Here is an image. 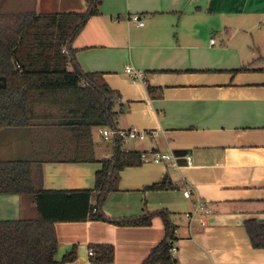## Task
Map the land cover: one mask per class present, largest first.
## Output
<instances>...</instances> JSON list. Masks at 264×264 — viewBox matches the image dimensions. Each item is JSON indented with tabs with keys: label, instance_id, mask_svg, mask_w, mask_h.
Returning a JSON list of instances; mask_svg holds the SVG:
<instances>
[{
	"label": "crops",
	"instance_id": "crops-1",
	"mask_svg": "<svg viewBox=\"0 0 264 264\" xmlns=\"http://www.w3.org/2000/svg\"><path fill=\"white\" fill-rule=\"evenodd\" d=\"M65 2L60 6L68 12L88 9L85 0ZM52 3L38 0L36 10ZM134 14L143 26L131 20ZM254 31L264 59V0H100L98 13L72 41L77 65L101 73L117 92L115 110H124L117 128L158 132L128 140L125 151H171L181 165L121 170L100 209L109 221L55 223L57 261L76 248V260L65 264H142L165 237L162 217L154 215L144 226L114 221L164 210L175 226L177 264H264V248L252 245L245 226L247 220L264 224V65L249 41ZM126 66L146 80L132 81ZM0 132V153L11 155L7 141L16 132ZM39 132L20 135L21 159L37 162L43 189L93 190L115 142L93 136L95 161H65L67 137L44 132L39 141ZM182 178L195 188L191 199L183 194ZM162 181L166 188H150ZM15 195L0 196V221L24 217L22 198ZM197 197L209 202L213 214L205 227L194 222L190 230L185 213ZM102 244L114 247L113 262L91 261L89 250Z\"/></svg>",
	"mask_w": 264,
	"mask_h": 264
},
{
	"label": "trees",
	"instance_id": "trees-1",
	"mask_svg": "<svg viewBox=\"0 0 264 264\" xmlns=\"http://www.w3.org/2000/svg\"><path fill=\"white\" fill-rule=\"evenodd\" d=\"M37 1L0 0V76L7 82L0 88V129L26 127L53 138L67 137L65 161H95L93 129L116 127V118L124 110H115L117 92L101 73L80 69L71 45L89 17L98 13L100 0H85V12L63 13L38 12ZM65 48L67 52H63ZM141 164V152L123 151L117 142L113 156L103 160L96 174L95 188L69 191L43 189L41 170L34 160H0V196L20 195L24 211L21 219L0 221V264L75 261L76 248L61 261L55 259V223L109 221L100 209L120 171ZM166 187L164 181L150 186ZM94 207L96 213H92ZM154 215L162 217L166 233L142 264H177L171 252L175 226L168 212L159 210L113 221L120 226H144L151 223ZM245 226L252 245L264 248V224L247 220ZM92 249V262H113L112 245H95Z\"/></svg>",
	"mask_w": 264,
	"mask_h": 264
},
{
	"label": "built area",
	"instance_id": "built-area-1",
	"mask_svg": "<svg viewBox=\"0 0 264 264\" xmlns=\"http://www.w3.org/2000/svg\"><path fill=\"white\" fill-rule=\"evenodd\" d=\"M131 20L137 23L140 26L144 25V21L138 14H134L131 17ZM214 41L213 39L211 40ZM63 52H67V49H63ZM126 73L129 75L132 81H140L144 82L146 80V75L138 69L133 68L132 66H126ZM99 133L103 135L105 139H112L116 146L117 142H123L133 139H146V138H156L158 136V132L155 130H137V129H121V128H102L99 127ZM141 161L142 163L149 164H164L170 166L174 169L180 168L179 157L175 155L173 152L162 151L157 148H149L143 152H141ZM187 164L192 165L191 156L187 157ZM183 184V194L186 198L191 199L193 196V192L195 188L190 185L184 178H182ZM193 209L185 213V217L189 221V228L192 230V226L194 222L199 224L200 228L205 227L209 223V218L213 214V209L211 208L209 202L202 197H197L193 202ZM98 210L96 207L93 208L92 213H96ZM171 252L174 254L176 252V248L173 246L171 248ZM94 254L93 249L89 250V255L92 256Z\"/></svg>",
	"mask_w": 264,
	"mask_h": 264
},
{
	"label": "rangeland",
	"instance_id": "rangeland-1",
	"mask_svg": "<svg viewBox=\"0 0 264 264\" xmlns=\"http://www.w3.org/2000/svg\"><path fill=\"white\" fill-rule=\"evenodd\" d=\"M65 1L66 0H62L61 2H59V0H53V3H52L53 5L52 6L49 5L48 8L41 7V8H39V10H40L41 13H63V12H68V11H65L64 10V9H68L67 6H60V5H62L61 3L62 2H65ZM29 4H30V2H29ZM257 35H258V32L257 31H254V35H253L254 39L253 40H249V41H250V44H251L252 49L256 51V54H257V57H258V56H260V47L257 44V42H255V38L257 37ZM256 61L258 62L259 65H264V59L263 58H259L258 57ZM102 128H106V127H102ZM11 129L12 130L14 129L15 132H16L14 134V136H12V138H8V141H7V143H9V145H10L9 146V151H10V154L11 155H9V154L5 155V154L0 153V159H21V157H23L22 156V153H21V150L23 148L22 147L23 142H21L22 139H21L20 135L21 136H23L24 134L27 135L31 129L30 128H26V127H22V128H20V127H14V128H11ZM98 129H99V127H95L93 129V136H94V138L96 140H99L100 141V140H103V139L100 137L101 135H100ZM39 133H42V134H38V136L36 138L39 139V141H41L42 138H43V133L44 132H41L40 131ZM0 134L2 135L1 132H0ZM32 140L34 141L35 139H34V136L32 138V135H31L27 141L30 144V142L32 143ZM134 140H138V141L141 142L143 139L138 138V139H134ZM130 141L120 142V144H121V150L125 151L126 149H128L127 147H125V144L128 143V142H130ZM146 144H147V142H146ZM15 148H17V150Z\"/></svg>",
	"mask_w": 264,
	"mask_h": 264
},
{
	"label": "water",
	"instance_id": "water-1",
	"mask_svg": "<svg viewBox=\"0 0 264 264\" xmlns=\"http://www.w3.org/2000/svg\"><path fill=\"white\" fill-rule=\"evenodd\" d=\"M6 85H7L6 78L3 77V76H0V88H4V87H6ZM14 197H15L16 199H19V195H18V194L15 195ZM17 220H18V219H17Z\"/></svg>",
	"mask_w": 264,
	"mask_h": 264
}]
</instances>
